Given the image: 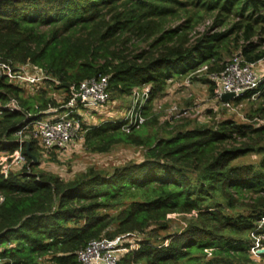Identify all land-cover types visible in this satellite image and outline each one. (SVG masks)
Here are the masks:
<instances>
[{
  "label": "trees",
  "instance_id": "obj_1",
  "mask_svg": "<svg viewBox=\"0 0 264 264\" xmlns=\"http://www.w3.org/2000/svg\"><path fill=\"white\" fill-rule=\"evenodd\" d=\"M239 54L249 64L264 61V0H0V107L15 100L20 108L0 116V154H12L16 134L84 81L108 77L111 102L151 88L141 130L127 133L120 121L83 127L92 152L138 147L141 162L66 181L36 170L44 154L31 138L26 163L0 175V264H80L78 253L93 240L146 233L152 237L122 264H264V254L261 262L251 255L256 242L264 249V80L247 122L165 136L152 129L153 102L171 83L192 77L214 95L210 75ZM25 65L42 69L50 78L43 84L63 101L3 71ZM250 156L258 162L241 163ZM172 215L191 218L182 232L153 237L170 228Z\"/></svg>",
  "mask_w": 264,
  "mask_h": 264
},
{
  "label": "built area",
  "instance_id": "obj_2",
  "mask_svg": "<svg viewBox=\"0 0 264 264\" xmlns=\"http://www.w3.org/2000/svg\"><path fill=\"white\" fill-rule=\"evenodd\" d=\"M210 24V22H207L200 27L199 32H204ZM258 64H249L244 62L241 57H236L221 73L210 75L211 81L216 85L214 91L216 104L231 109L234 100L251 92H253L251 99L256 100L258 94L254 91L258 89L264 80V76H261L256 70ZM16 70L17 72L12 75L11 70L3 69L5 74L22 85L37 86L43 84L46 80H50L49 76L38 67L25 65L16 68ZM206 70L207 67H204L201 72ZM225 94H234L235 99L224 103L222 98ZM150 98V87L133 90L128 113L125 120L120 121L125 132L130 133L138 130L146 123L147 117L144 112ZM110 102L111 91L108 77L87 80L78 87H72L70 98L63 101V105L43 112L41 118L28 122L16 134V150L12 154H0V175L7 178L13 170L22 167L26 163L27 158L24 151L26 146L28 147L31 138L38 141V146L44 156L49 155L52 151L62 153L71 148L77 141H84L85 130L83 127H89V125L83 116V112L105 107ZM16 110H20V108L17 101L13 100L7 106L0 107V116L4 111L13 112ZM191 112V109L181 110L178 107H173L170 118L179 120L188 117ZM128 237L130 236L119 237L113 241L107 239L91 241L86 248L78 253L79 263L122 264L121 252L126 255L136 250L133 249L132 245H128L131 244L127 240ZM257 247L255 252L259 255L262 254L260 244H257Z\"/></svg>",
  "mask_w": 264,
  "mask_h": 264
},
{
  "label": "rangeland",
  "instance_id": "obj_3",
  "mask_svg": "<svg viewBox=\"0 0 264 264\" xmlns=\"http://www.w3.org/2000/svg\"><path fill=\"white\" fill-rule=\"evenodd\" d=\"M256 70L261 76H264V61L257 65ZM199 75L204 78V74L201 73ZM191 78L171 83L168 88L171 92L167 96V99H164L161 105L157 106L156 110L153 111L159 122L152 129H156L162 136L171 132L172 129L184 126L191 128L197 125L209 124L213 121L232 119L239 123L247 122L248 115L260 104L259 101L245 99L238 104H234L235 101H233L232 108L226 109L216 104L214 95L210 92L209 84L204 81H193ZM26 86L32 87V85ZM43 87L49 89L51 97L60 102L63 101L64 96L60 91L55 90V87H49V83L43 84ZM30 93H34V89L30 90ZM131 102V97L115 98L114 101L105 107L84 111L83 116L91 127L97 126L104 121H123L128 113ZM173 107H178L181 110L191 109L192 112L186 118L173 120L170 118ZM210 111L213 113L210 114ZM143 158L144 150L138 147L120 145L115 147L110 153L98 154L92 152L85 140H81L62 153L42 156L40 165L36 170L56 174L67 181L77 177L81 173H85L91 168L104 172H112L117 167L141 162ZM258 160V156H250L242 160L241 163L258 162ZM189 218H191V215L170 216V228L167 231L158 232V235L156 233V236L153 237L160 239L161 237L182 232L187 226L186 219ZM149 237H152L150 233L134 234L128 237L127 240L131 242L128 245H132L133 249H138L140 243ZM257 244L258 242H256V246L251 250V255L255 261L261 262V256L255 252L258 248ZM121 255L124 257V252H121ZM42 264L52 263L44 260Z\"/></svg>",
  "mask_w": 264,
  "mask_h": 264
},
{
  "label": "water",
  "instance_id": "obj_4",
  "mask_svg": "<svg viewBox=\"0 0 264 264\" xmlns=\"http://www.w3.org/2000/svg\"><path fill=\"white\" fill-rule=\"evenodd\" d=\"M237 57H241V55L239 54ZM235 99V95L234 94H225L222 98L224 103H228L230 101H233ZM27 154H30V146L28 145V149H27ZM31 158L34 160V163L37 164L38 163V159L35 156H31ZM264 252V250H263Z\"/></svg>",
  "mask_w": 264,
  "mask_h": 264
},
{
  "label": "crops",
  "instance_id": "obj_5",
  "mask_svg": "<svg viewBox=\"0 0 264 264\" xmlns=\"http://www.w3.org/2000/svg\"><path fill=\"white\" fill-rule=\"evenodd\" d=\"M176 83V82H175ZM170 86V85H169ZM168 86V88H169ZM171 91H169L168 89L166 90V92H164L161 96H159L157 99H155V101L153 102V111L156 110V107L161 105V102L164 101V99H167V96L169 95ZM170 98V97H168Z\"/></svg>",
  "mask_w": 264,
  "mask_h": 264
}]
</instances>
